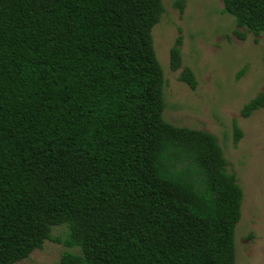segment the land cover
Here are the masks:
<instances>
[{
  "label": "trees",
  "instance_id": "16d2710c",
  "mask_svg": "<svg viewBox=\"0 0 264 264\" xmlns=\"http://www.w3.org/2000/svg\"><path fill=\"white\" fill-rule=\"evenodd\" d=\"M221 2L264 35V0ZM164 11L162 0H0V264L45 241L67 248L59 264H235L236 175L213 134L163 118L152 29ZM179 80L197 86L188 66ZM262 108L264 92L240 114ZM241 137L234 122V146Z\"/></svg>",
  "mask_w": 264,
  "mask_h": 264
},
{
  "label": "rangeland",
  "instance_id": "374dc122",
  "mask_svg": "<svg viewBox=\"0 0 264 264\" xmlns=\"http://www.w3.org/2000/svg\"><path fill=\"white\" fill-rule=\"evenodd\" d=\"M175 1L162 0L165 11L152 29L165 81L163 118L217 138L227 170L236 175L243 191L234 232L235 264H264V108L247 118L240 114L243 105L264 92V35L238 27L233 17L222 12L221 0H185L182 11ZM178 37L182 66L172 71L169 50ZM184 66L195 75L194 90L179 80ZM234 122L242 131L237 146L232 142ZM64 232V227L53 228L52 237L61 238ZM66 249L45 241L14 264H59Z\"/></svg>",
  "mask_w": 264,
  "mask_h": 264
}]
</instances>
